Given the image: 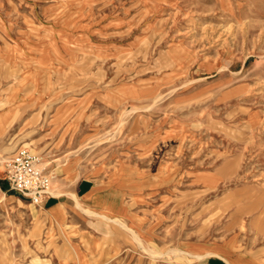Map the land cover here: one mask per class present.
<instances>
[{"label": "rangeland", "instance_id": "374dc122", "mask_svg": "<svg viewBox=\"0 0 264 264\" xmlns=\"http://www.w3.org/2000/svg\"><path fill=\"white\" fill-rule=\"evenodd\" d=\"M21 148L128 229L52 224L5 182ZM215 254L264 264V0H0V264Z\"/></svg>", "mask_w": 264, "mask_h": 264}, {"label": "crops", "instance_id": "0c3cea01", "mask_svg": "<svg viewBox=\"0 0 264 264\" xmlns=\"http://www.w3.org/2000/svg\"><path fill=\"white\" fill-rule=\"evenodd\" d=\"M95 186H90L86 190L81 191V195H77L76 198L78 199V202L81 204L82 208L86 207L88 209H94L96 211H101L102 214L106 216H111L115 220H124L125 223L128 225L130 224L129 218H131V211L126 207L123 203L121 205H117L116 209L113 211H110L111 207H109V202L105 200V195H93ZM104 201H101L103 200ZM20 200V199H19ZM23 200V199H22ZM22 200H20L22 202ZM25 200V199H24ZM77 200L70 197H61V196H50L45 199L42 208L45 209L47 216L49 217V220L54 224L55 226H69L71 223L78 222L79 219H82L85 223H87L88 219L86 218V215L80 210V208L77 206ZM103 204H105L104 207H100ZM113 209V208H112ZM134 213V212H133ZM77 220V221H76ZM132 229L137 231V228L133 226ZM84 233L87 231L82 230ZM87 235V234H86ZM216 257L218 260L224 261L226 264H231L229 260L226 258H220L218 256H212ZM220 264V263H219Z\"/></svg>", "mask_w": 264, "mask_h": 264}, {"label": "built area", "instance_id": "2783aa9c", "mask_svg": "<svg viewBox=\"0 0 264 264\" xmlns=\"http://www.w3.org/2000/svg\"><path fill=\"white\" fill-rule=\"evenodd\" d=\"M42 158L27 148H21L14 159L5 164V182L23 199L41 206L52 196V180L46 169L41 167Z\"/></svg>", "mask_w": 264, "mask_h": 264}, {"label": "bare ground", "instance_id": "6f19581e", "mask_svg": "<svg viewBox=\"0 0 264 264\" xmlns=\"http://www.w3.org/2000/svg\"><path fill=\"white\" fill-rule=\"evenodd\" d=\"M42 158V157H41ZM41 167H43L44 169H46L45 167H44V162H43V160L41 161ZM75 199V198H74ZM77 202V206L80 208V210H82V212L83 213H85V214H91V215H95V216H100V215H97L95 212H93L92 210H85V209H83L82 208V206H81V204L78 202V201H76ZM102 219H106V220H108V221H113V222H115L119 227H123V228H125V229H128V226L124 223V222H120V221H117V220H112V219H110L108 216H100ZM136 233V232H135ZM135 235V234H134ZM136 238H137V236H135ZM210 255V254H209ZM215 256H218V255H216L215 254ZM225 257H227V256H225Z\"/></svg>", "mask_w": 264, "mask_h": 264}]
</instances>
